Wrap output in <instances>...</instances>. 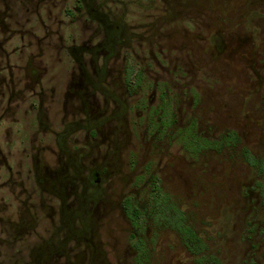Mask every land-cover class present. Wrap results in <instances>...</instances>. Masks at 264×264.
Wrapping results in <instances>:
<instances>
[{"label":"rangeland","instance_id":"1","mask_svg":"<svg viewBox=\"0 0 264 264\" xmlns=\"http://www.w3.org/2000/svg\"><path fill=\"white\" fill-rule=\"evenodd\" d=\"M262 189L264 0H0V264H264Z\"/></svg>","mask_w":264,"mask_h":264},{"label":"trees","instance_id":"2","mask_svg":"<svg viewBox=\"0 0 264 264\" xmlns=\"http://www.w3.org/2000/svg\"><path fill=\"white\" fill-rule=\"evenodd\" d=\"M197 147H208L210 149H218L220 144H218V142H214V143H209L206 140H203L202 144H196ZM192 148L195 149V143L193 142L192 144ZM263 194H264V189H262ZM133 209L131 206L127 205L126 209H125V215L126 217L129 219L130 223L132 226H136L137 225V213L135 210ZM175 226L178 227L177 228V232L180 235V237L182 238V240L185 243V246L189 249V250H194L195 248H197V251L194 252H198L199 250H202L204 246H202V243L200 242V240L197 238V236L186 226L181 225L179 221H175ZM212 263L214 264H219L216 260L212 259Z\"/></svg>","mask_w":264,"mask_h":264}]
</instances>
